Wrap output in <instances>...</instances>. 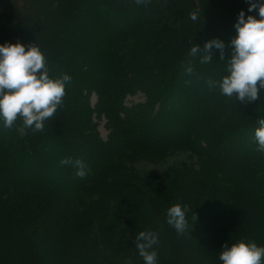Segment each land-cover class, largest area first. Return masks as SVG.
<instances>
[{
    "label": "trees",
    "instance_id": "16d2710c",
    "mask_svg": "<svg viewBox=\"0 0 264 264\" xmlns=\"http://www.w3.org/2000/svg\"><path fill=\"white\" fill-rule=\"evenodd\" d=\"M59 1L49 22L28 25L22 33H34L31 43L43 49L49 76L67 74V85L75 88H65L59 111L42 131L20 135L19 121L12 129L0 126V264H124L104 253L105 238L113 255L135 250L138 256L136 235L146 229L158 233V264H219L216 256L225 242L264 245V154L252 140L258 120L264 119V90L254 102L220 96L205 85L207 78L224 74L218 51L213 49L208 64L188 55L192 43L202 48L212 37L225 42L227 59L236 9L246 16L255 11L247 12L245 0H166L169 8L161 7L162 0L141 5ZM47 2L27 0L25 15L43 18ZM83 2L92 8L83 10ZM22 4L11 2L8 8L21 12ZM194 13L196 21L190 19ZM2 26L0 43L8 40ZM7 33L9 40L18 36ZM22 44L28 42L22 39ZM189 65L192 74L185 72ZM127 99L139 102L127 105ZM97 121L105 122V139ZM60 128L84 141L57 135ZM39 149L46 151L42 161L35 154ZM57 152L84 161L87 175L76 177L71 166L55 168ZM178 152L199 160L201 174L193 181H161L174 197L153 198L127 165L161 164ZM172 171L165 167L158 177L175 178ZM19 172L34 176L28 187L18 180ZM112 200L121 205L120 221ZM203 200L199 225L190 236H178L165 223L168 206L190 207ZM90 221L95 227L84 223ZM34 222L40 239L28 227ZM122 222L129 232L124 236L117 232H123ZM51 234L64 236L70 256L59 247L55 251L56 245L46 248ZM185 245L188 251L182 253Z\"/></svg>",
    "mask_w": 264,
    "mask_h": 264
},
{
    "label": "clouds",
    "instance_id": "9594fccd",
    "mask_svg": "<svg viewBox=\"0 0 264 264\" xmlns=\"http://www.w3.org/2000/svg\"><path fill=\"white\" fill-rule=\"evenodd\" d=\"M147 3L148 0H136ZM247 12L237 13L233 24L235 35L227 42L230 49L225 58L226 44L219 38L204 42L203 47L192 43L188 55L197 57L199 63L213 61V49L218 51L219 61L224 62L223 75L218 79L209 77L205 85L215 90L220 96L240 102H254L264 90V0H245ZM198 13L190 15L196 21ZM189 65L188 74L193 73ZM71 77L61 74L49 76L47 61L38 45L27 46L20 42L0 43V126L17 127L24 135L26 130L35 133L44 129V124L52 118L63 103L66 85ZM252 140L256 150L264 154V119L258 120V127L253 129ZM61 165L75 169V176L84 178L88 173L87 165L81 159L62 158ZM188 208L180 203L173 204L165 210V223L178 236L189 235L194 223L189 225ZM197 217L194 214V220ZM159 236L156 231L142 230L136 235L135 248L142 264H158L157 246ZM219 264H264V245L254 241L237 240L223 243L216 256ZM129 264L131 262L129 261Z\"/></svg>",
    "mask_w": 264,
    "mask_h": 264
},
{
    "label": "rangeland",
    "instance_id": "374dc122",
    "mask_svg": "<svg viewBox=\"0 0 264 264\" xmlns=\"http://www.w3.org/2000/svg\"><path fill=\"white\" fill-rule=\"evenodd\" d=\"M4 1H6L7 3H5ZM26 1L27 0H0V24H2L5 29V39H8L7 42L9 43H16V42H20L22 44V39L23 40H26L28 42V45L33 42V38H34V33L33 32H27L26 36L22 33L23 29L24 28H28V25H32L33 26H36V24H38V26H40V24L42 25L43 24V21H46L49 19V16L51 14V11L52 9L54 10L53 7H55V4L56 3H59L60 1L59 0H47V4L48 6H44L42 12L44 11L45 15L43 16V18L41 16L39 17H36L34 18V15H29V18H27L28 16L25 15V13L27 14L28 12L26 11L25 9V4H26ZM116 2L118 3H126V4H144L143 2L142 3H137L136 0H115ZM156 1H159V0H151V2H154L156 3ZM208 1V0H206ZM234 0H232L233 2ZM11 2H17L18 4H22L23 6V9L22 11H18V10H9L8 8V4H11ZM150 2V3H151ZM180 4V3H179ZM161 7H168L169 8V5L168 3L166 2V0H162L161 3H160ZM80 7L83 9V10H88L90 8H92L90 2H83L82 3V6L80 5ZM236 12H239L237 9H236ZM49 14V15H48ZM36 15V14H35ZM33 21V22H32ZM49 22V20H48ZM32 23V24H31ZM7 25V28L10 27V28H6ZM16 25V26H15ZM9 30V32H13V33H16L18 34L17 38L14 39V38H10L9 36V33H7ZM22 35H24L22 37ZM60 35V33L57 34V36ZM210 39H213L212 37ZM6 42V41H5ZM25 44V43H24ZM27 46V45H25ZM40 48V47H39ZM41 52L44 53L43 49H41ZM46 60H48L46 58ZM55 62V61H54ZM72 72H75V71H72ZM78 79H82V77H78ZM67 88H75L74 87V84L72 85H67L66 86ZM72 87V88H71ZM74 105H76V107L78 108V104H80V100L79 98H77L76 96H74ZM90 100H91V103L94 104L95 103V97L94 95L90 97ZM139 99H130L128 100L127 99V102L126 104L127 105H131L133 102H137ZM139 102V101H138ZM70 108H67L65 110V112H71L70 115H72V109H70V111H68ZM82 109V107H81ZM56 111H59V109H57ZM63 111H64V108H63ZM76 113H78L77 111H74ZM82 114V112H81ZM64 115V114H63ZM69 120V118H67ZM78 122H80V119L78 120ZM86 125V122H81L79 124H83ZM97 123V127H98V132L100 134V136L105 139L106 136L108 135V131H107V128L104 126V121H100V122H96ZM14 128V127H13ZM9 129H12V128H9ZM9 131V130H8ZM70 135V136H75L76 137V142H83L84 140L80 139L79 136L75 135V134H71V131L68 130V129H65L64 128H60L58 130V134L57 135ZM64 135V136H65ZM7 136H10L7 135ZM6 136V137H7ZM54 136V135H53ZM12 137V136H11ZM49 149V150H48ZM47 150L50 151L51 149L48 148ZM46 151L45 149L44 150H41L39 149L38 151L35 152L36 156L42 161L44 155H45ZM52 153V152H50ZM55 153V152H54ZM57 157L55 156L54 159L58 162V164H56V162L54 163V166H56L55 168L58 167V170L60 169V166L63 167V168H66V165H61L59 162L62 158H65L67 157V155L65 156V154H63L62 152H57ZM127 165L133 169H135V172H133V176L134 178L136 179V183L142 187H144V190L147 192V193H150L152 195L153 198L155 199H160L162 198V196H160L159 194H168L170 197H174L170 194V192L164 187V185L162 184L161 181H193L197 178H200V170H201V162L197 159H195L194 157L192 158L191 155H188L184 152H178V153H175L173 154V156L171 157H168L163 163L161 164H150V163H144V161H135V162H132V163H127ZM170 166V169L173 170L172 171V174L174 175V177L176 178H165V179H161L162 177H158L162 172L163 170L165 169V167H168ZM48 167V166H47ZM49 168V167H48ZM50 169V168H49ZM20 174L18 175V180L20 181H23L24 184H25V187H28L30 185V181L34 178V176H30L28 175V173H21L19 172ZM66 173V170H64V175ZM56 174V172H55ZM57 176V175H56ZM33 177V178H32ZM58 179V176L57 178ZM55 179V181H56ZM140 179V180H139ZM15 179H12V181H14ZM144 184V186H143ZM164 189L163 191L161 190ZM203 202H199L197 203L196 205L194 206H186V207H189L188 208V213H187V218L189 220V225L194 223L196 224V221L201 218L199 216V211L202 209L203 207ZM112 204H113V211H114V214L115 215H118L119 217V221H120V217H122L121 215V205L115 201V200H112ZM229 205V204H228ZM164 207V205H163ZM169 207V206H168ZM194 214L196 215L197 217V220L195 221L194 220ZM199 221V220H198ZM38 222V221H37ZM36 222L32 223L29 227V229H35V224ZM86 223L87 225L89 224L90 226L92 227H95V223L91 222L88 223V222H84ZM37 224V223H36ZM119 225V224H118ZM196 225H199V224H196ZM123 229V232L120 233L119 229L117 230L118 234L121 235V236H124L126 235V233L128 231L125 230V227L123 226V222L121 223V225L119 226ZM194 227V225H193ZM129 233V232H128ZM131 233V232H130ZM32 234H34L36 237H39L42 235V231L40 229H35ZM190 234V233H189ZM64 236H59V237H54L52 234L48 236V239H47V244H46V248L47 247H51L53 245H56L55 247V251H57L58 247L61 248V250L63 251L64 253V256H70L71 254V251L69 250V247L68 245L66 244V240L63 239ZM114 237V236H113ZM184 237H188V235H184ZM42 238L39 237V239ZM178 242H182V239L177 241ZM105 243H106V248H105V251L104 253L109 256L110 258H112L113 260H116V261H121L122 263L124 264H129V261L131 262V264H142V260L141 259H138V256L136 255V251L135 250H132L130 247H128L130 250H132V252H130V255H125L123 253V255H121V257H118L115 253V255H113V253L115 251H113V248L112 247H109L110 244H109V241L106 240L105 238ZM184 248V249H183ZM182 248V253L185 251V253L188 251L187 249V246L185 245L184 247ZM75 249V247H74ZM72 251H76L75 250H72ZM133 253V254H132ZM164 253H165V250H164ZM136 255V257H135ZM213 256L209 251L207 253V260H212L213 259ZM136 260V261H135ZM208 263V262H207ZM206 263V264H207Z\"/></svg>",
    "mask_w": 264,
    "mask_h": 264
}]
</instances>
